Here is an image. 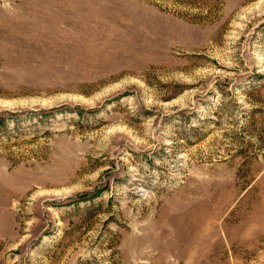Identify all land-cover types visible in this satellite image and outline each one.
<instances>
[{"label": "rangeland", "instance_id": "1", "mask_svg": "<svg viewBox=\"0 0 264 264\" xmlns=\"http://www.w3.org/2000/svg\"><path fill=\"white\" fill-rule=\"evenodd\" d=\"M0 264H264V0H0Z\"/></svg>", "mask_w": 264, "mask_h": 264}]
</instances>
